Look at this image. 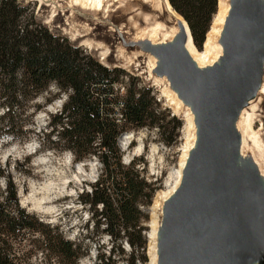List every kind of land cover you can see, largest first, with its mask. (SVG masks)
Listing matches in <instances>:
<instances>
[{"label": "trees", "instance_id": "trees-1", "mask_svg": "<svg viewBox=\"0 0 264 264\" xmlns=\"http://www.w3.org/2000/svg\"><path fill=\"white\" fill-rule=\"evenodd\" d=\"M187 22L194 45L200 48L218 12V0H169ZM66 94L60 109L48 115L40 148L68 151L75 163L91 156L100 163L98 178L79 202L91 212V227L111 239L107 254L99 252L93 264H144L146 240L140 225L144 218L140 204H149L150 185L134 168L124 165L117 140L130 130L143 127L167 132V124L180 127L155 100L153 89L119 67H107L84 48L52 33L37 21L33 9L17 0H0V137L23 141L30 134L21 122L29 102L50 85ZM165 140L170 145L171 136ZM4 170L0 168V176ZM0 190V264H76L86 252L67 239L58 225L41 221L18 203L17 190L4 176ZM151 190V189H150ZM131 252L123 257L121 241ZM99 244V241H97ZM119 250L115 255L114 251Z\"/></svg>", "mask_w": 264, "mask_h": 264}, {"label": "water", "instance_id": "water-1", "mask_svg": "<svg viewBox=\"0 0 264 264\" xmlns=\"http://www.w3.org/2000/svg\"><path fill=\"white\" fill-rule=\"evenodd\" d=\"M230 1L220 40L224 57L215 68L200 73L194 68L183 51V34L170 49L158 51L161 64L151 70L194 113L193 136L201 137L175 199L164 209L158 264H243L264 252V188L253 153L248 163L240 158L237 131L263 73L258 62L264 6L256 0Z\"/></svg>", "mask_w": 264, "mask_h": 264}, {"label": "rangeland", "instance_id": "rangeland-1", "mask_svg": "<svg viewBox=\"0 0 264 264\" xmlns=\"http://www.w3.org/2000/svg\"><path fill=\"white\" fill-rule=\"evenodd\" d=\"M17 1L33 9L35 19L44 24L52 33L66 37L72 44H77L84 48L100 63H106L111 68L119 67L127 73L138 77L142 85L151 87L155 100L159 103L160 110L166 115L164 123L172 117L180 121L181 124L178 128L175 125L172 128V123L167 124V132L163 135H159L154 128L147 129L143 127L138 130L128 131L126 134L131 135V139L125 149L121 147V139L125 134L121 135L117 140L118 147L122 152V163L128 165L134 162V168L139 172L140 177L151 184V190L149 189L151 194L150 203L146 205L140 204L139 206L145 216L140 222V225L144 228L142 234L146 240L145 249L144 251L140 249L136 252L137 255L143 254L145 256L146 261L144 264H151L150 246L152 235L155 223L159 221L158 216L156 217L157 201L169 189L167 182L170 181V174L177 171V178H179L181 163L192 142L191 137H193L194 127H190L189 117L184 112L187 108L186 104L180 103L178 107L175 101L177 98L171 90L169 83L166 82V79L156 78L154 76L155 71L151 73V70H149L147 60L150 58L146 55H142V59L141 55L136 56L137 58L134 62H125L124 60H118L115 56L116 52L112 51L114 48L110 46L112 49H109L105 61L102 59L104 51L98 47L83 43V39L87 37L74 36L69 26L64 23L65 17L60 12L58 13V10L53 15L49 6L41 4L43 0ZM82 1L85 3L93 2L91 0ZM142 11L148 12L146 9ZM125 13L127 14L121 13V15H118L119 17H114L118 19L116 22L123 24L125 22L124 18L133 14L129 10ZM65 14H68V12L65 11ZM216 18L217 15L214 17L201 47L194 46V52L199 57L212 58L216 53L214 42L210 41L208 44H205L209 32L212 34V31H214L213 34L215 35V28L219 23V21L214 23ZM160 21L165 22L164 19ZM80 22L83 21L81 20ZM89 39L95 42L97 40H104L101 35L98 36L97 34L96 37L95 35L89 36ZM130 40L131 38H125L123 41L125 46L130 47ZM110 44L114 43L111 42ZM106 47H109V44ZM132 53L135 52L127 55L131 56ZM63 94L52 84L46 92L29 102L28 114L27 116L22 115L21 122L26 125L28 130L37 132L38 136L30 134L26 140L21 142L10 140L5 136L0 137V168L4 170L3 175L9 177L16 186V195L21 207L29 213L35 214L45 223L58 225L67 239L80 244V251H84L86 254L82 255L76 264H93L97 258L98 251L107 254L112 242L107 234L100 232L102 225L98 229L91 227V212L87 206L79 202V196L83 191H88L90 184L94 183L98 178L100 163L95 156H91L86 161L75 163L73 156L68 151L56 152L39 147V144L47 145L45 140L42 139V133L46 131L45 124L47 123L48 115L54 114L60 109V104L64 101L61 99ZM3 113V109L0 107V115ZM186 119L188 126H185L187 125ZM253 120V129L257 132L260 142L264 144V115L256 116ZM237 123V131L241 135V138L245 139L241 142L240 158L243 160L246 158L245 162L248 163L249 159L247 160V158H251V154H254L252 150L254 145L251 138L247 137L248 135L243 132L242 118H239ZM243 134H245L244 137ZM170 136L174 141L168 145L165 140L170 139ZM138 146H140V151L136 152L135 150ZM250 162H252V159ZM78 164H82L81 174L85 173L86 175L82 176L80 184L70 181L72 180L71 177L76 174ZM4 176H0L1 191H4L5 187ZM67 181L66 188H64V182ZM177 181L178 179L176 183ZM97 241H99V244ZM126 244L125 240L121 241L123 257H126L131 252L130 246ZM118 251L116 249L114 254L117 255ZM42 259L43 256L38 254L31 261L35 264H44ZM119 264L123 263L119 261Z\"/></svg>", "mask_w": 264, "mask_h": 264}, {"label": "bare ground", "instance_id": "bare-ground-1", "mask_svg": "<svg viewBox=\"0 0 264 264\" xmlns=\"http://www.w3.org/2000/svg\"><path fill=\"white\" fill-rule=\"evenodd\" d=\"M91 1L93 2L85 3L82 0H43L41 4L49 6L53 15L55 14V11L58 10V13L60 12V14L65 17L64 23L69 26V29L74 36L77 35L78 37H87L83 39V43H87L103 50L104 55L102 59L105 61L107 59L109 49L111 50L114 48L112 51L116 52L115 56L118 58V60L134 62V60L137 58L136 56L141 55L142 59V55H146L151 59L147 60V63L149 64V70H152L155 67L158 68L161 64L158 51L166 45H168V49H170V45L173 44L179 37H182L183 34L185 36L183 51L187 53L190 63L196 70H198L199 73L201 72V69L211 70L215 68L221 62V58L224 57V49L220 40L224 37L223 30L226 25V19L231 12L230 10L232 2L230 0H218V12L216 14L217 18L215 19L216 21L214 23H217L218 21L219 23L215 28V35L213 34L214 31H212V34L209 32L205 42V44H208L210 41L212 43L214 42L216 53L212 58L207 59L202 56L199 57L194 52L195 45L192 42L187 23L178 13L172 9L168 0ZM256 1L257 3H260V5L262 4L264 6V0ZM145 9L148 10V12L142 11ZM127 10L133 13L132 16H126L124 18L125 22L123 24L116 22L118 19L114 17L121 15V13L127 14L125 13ZM65 11L68 12V14H65ZM162 19H164V23L160 21ZM81 20L83 22H80ZM96 34L98 36L101 35L104 40H97L95 42L94 40L89 39V36L95 35L96 37ZM126 37L131 38L130 47L125 46L123 43ZM111 42L114 44L111 45ZM108 44L109 47H106ZM259 50L260 59L258 62V67L263 73L255 92L251 95V98L247 100V102L249 101L248 106L243 109L240 116H242L241 118L243 121V132L248 135L247 137L251 138L252 144L254 145V148L252 149L254 151V161L260 173L258 174L259 179L264 188V144L260 142L257 132H255L253 129V119L256 116L264 115V44L263 46H260ZM131 52L135 53H132L131 56H128L127 54ZM173 99L175 100V98ZM175 101L179 107V104L182 102L181 99L177 98ZM184 112L189 117L190 127L192 128L194 113H192L190 108H186ZM186 123L187 125L185 126H188V121ZM244 135L245 134H243V137ZM191 138L192 142L190 143L180 166L179 178H177V171L170 174V181L167 182L169 189L167 193L157 201L158 204L156 209V217L158 216L159 221L155 220L156 223L152 235V243L150 246L152 257L151 264H158V232L162 225L163 229L164 227L166 228V211L164 209L165 207L168 208V203L175 199L177 191L180 187L178 186V183L182 179L184 171L189 167V164L191 163L194 156L193 154L201 143L200 135H194ZM130 139L131 135L129 134H126L122 137L121 147L123 149L126 148ZM244 140L245 139H242V141ZM135 151L139 152L140 146L136 147ZM81 165L82 164H78L76 174L71 177L72 180L70 181L80 184L82 176H86L85 173L81 174ZM177 179L178 181L176 183ZM64 183L65 184L63 187L66 188V183H68V181ZM243 264H264V252H261L257 256L248 259Z\"/></svg>", "mask_w": 264, "mask_h": 264}, {"label": "built area", "instance_id": "built-area-1", "mask_svg": "<svg viewBox=\"0 0 264 264\" xmlns=\"http://www.w3.org/2000/svg\"><path fill=\"white\" fill-rule=\"evenodd\" d=\"M63 98H65V95L62 96ZM127 245V244H126Z\"/></svg>", "mask_w": 264, "mask_h": 264}]
</instances>
